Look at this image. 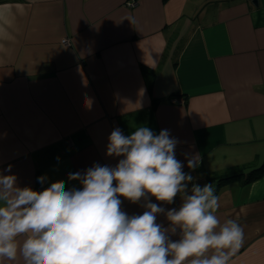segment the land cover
<instances>
[{
    "label": "crops",
    "instance_id": "0c3cea01",
    "mask_svg": "<svg viewBox=\"0 0 264 264\" xmlns=\"http://www.w3.org/2000/svg\"><path fill=\"white\" fill-rule=\"evenodd\" d=\"M140 127L168 130L192 183L213 184L221 222L243 226L230 264H264V172L210 179L264 158V0H0V173L37 191L41 176L43 190L80 189L68 174L115 167L112 131ZM120 199L129 216L145 211Z\"/></svg>",
    "mask_w": 264,
    "mask_h": 264
},
{
    "label": "clouds",
    "instance_id": "9594fccd",
    "mask_svg": "<svg viewBox=\"0 0 264 264\" xmlns=\"http://www.w3.org/2000/svg\"><path fill=\"white\" fill-rule=\"evenodd\" d=\"M177 144L168 130L156 135L140 127L126 136L116 128L107 154L123 159L115 167L69 173L80 189L65 190L57 181L37 191L0 173V264L18 258L23 264H230L244 244V228L234 219L221 222L213 184L192 183L175 157ZM198 165V158L188 159L190 169ZM149 194L169 205L179 195L182 204L166 211ZM120 197L143 200L145 211L129 216ZM160 214L168 227L157 222Z\"/></svg>",
    "mask_w": 264,
    "mask_h": 264
},
{
    "label": "trees",
    "instance_id": "16d2710c",
    "mask_svg": "<svg viewBox=\"0 0 264 264\" xmlns=\"http://www.w3.org/2000/svg\"><path fill=\"white\" fill-rule=\"evenodd\" d=\"M145 70H147L148 75L153 74L151 70L147 68H145ZM263 172H264V158L260 163L251 166L248 169V171H245V168L242 167H232L222 173H213L214 175L210 179H215L217 181L216 184L218 185L239 179L245 173H246V180H250L252 178L260 176ZM40 187L41 189H38V191H43L42 184Z\"/></svg>",
    "mask_w": 264,
    "mask_h": 264
},
{
    "label": "built area",
    "instance_id": "2783aa9c",
    "mask_svg": "<svg viewBox=\"0 0 264 264\" xmlns=\"http://www.w3.org/2000/svg\"><path fill=\"white\" fill-rule=\"evenodd\" d=\"M129 4L130 5H135L136 4V0H129ZM62 42L65 43V44H68V41L65 38L62 39Z\"/></svg>",
    "mask_w": 264,
    "mask_h": 264
},
{
    "label": "water",
    "instance_id": "95a60500",
    "mask_svg": "<svg viewBox=\"0 0 264 264\" xmlns=\"http://www.w3.org/2000/svg\"><path fill=\"white\" fill-rule=\"evenodd\" d=\"M254 3H255V4H258V0H254Z\"/></svg>",
    "mask_w": 264,
    "mask_h": 264
},
{
    "label": "rangeland",
    "instance_id": "374dc122",
    "mask_svg": "<svg viewBox=\"0 0 264 264\" xmlns=\"http://www.w3.org/2000/svg\"><path fill=\"white\" fill-rule=\"evenodd\" d=\"M264 151V146H263V148L261 149V152H263Z\"/></svg>",
    "mask_w": 264,
    "mask_h": 264
}]
</instances>
